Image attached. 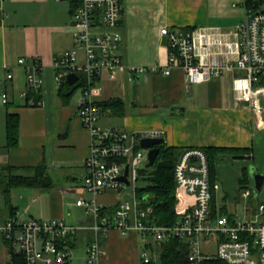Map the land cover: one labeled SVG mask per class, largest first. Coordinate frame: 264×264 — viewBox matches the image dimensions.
<instances>
[{"label":"crops","instance_id":"0c3cea01","mask_svg":"<svg viewBox=\"0 0 264 264\" xmlns=\"http://www.w3.org/2000/svg\"><path fill=\"white\" fill-rule=\"evenodd\" d=\"M245 1L124 0L121 53L125 70L115 77L104 74L96 96L98 104L119 100L125 109L123 113L117 109L102 111V126L141 136L159 135L168 148L183 151L226 150L216 159V183L221 189L214 193L215 205L219 213L226 208L235 219L251 215L243 194L254 182L251 170H264V117L257 119L250 104L237 99L234 84L242 74L228 72L211 82L190 84L181 70H174L168 77L151 74L140 78L131 70L168 66L169 50L161 35L165 27L234 31L251 13ZM72 6L71 0H9L3 4L6 18L0 23V173L6 176V168H14L19 170L17 175L29 177L32 170L44 165L54 187L13 189L10 205L0 187L6 203L0 209V226L14 218L62 220L84 230L93 226L92 217L77 205L80 200H93L83 190L85 162L91 152V141L79 115L83 91L64 105L54 69L55 62L74 47ZM21 59L28 63L37 60L43 66L40 105H28L22 97L28 86L26 74L19 67ZM3 92L9 97L7 105L2 102ZM9 114L21 118L19 146L15 149L8 148ZM245 171L249 178L243 184ZM242 199L247 201L244 206ZM123 200L121 192L110 190L98 198V203L113 219ZM231 206L235 210L240 206L241 215L238 211L231 213ZM137 213L136 208L129 222L138 221ZM141 237L149 240L138 232L124 235L111 231L102 243V263L141 264L142 256L140 259L137 253ZM92 239L91 231H83L69 241L73 249L80 242L84 244L80 251L84 264ZM0 249V264H10V251L1 236Z\"/></svg>","mask_w":264,"mask_h":264},{"label":"built area","instance_id":"2783aa9c","mask_svg":"<svg viewBox=\"0 0 264 264\" xmlns=\"http://www.w3.org/2000/svg\"><path fill=\"white\" fill-rule=\"evenodd\" d=\"M7 1L0 0V23L6 18L3 4ZM249 1H245L246 7ZM124 11V0H81L73 16L74 47L54 66L58 90L70 75L78 76L77 84H83L79 115L91 141L83 190L93 200H80L77 205L92 217L93 226L84 230L62 220L11 219L0 226V236L10 251V264H14L15 255L22 264H71L74 249L69 241L83 231L93 233L87 264H103L102 243L113 230L124 235L138 232L156 242L178 239L187 244L191 264L209 261L264 264V204L250 216L235 219L214 215V193L221 186L212 183L209 160L202 149L186 150L176 165L179 222L170 228H160L144 221L151 209L139 210L137 190L141 172L149 164L150 152L141 148V140L149 136L102 126V110L96 102L103 75L115 77L125 70L121 53ZM161 35L167 39L168 66L132 68L131 72L138 78L151 74L168 77L174 70H181L190 84H203L236 71L242 74L234 84L237 99L248 102L257 119L264 117V0H251V13L230 33L211 27H165ZM19 67L26 74L28 86L22 97L27 99L29 92L41 94L44 87L41 62L28 63L21 59ZM8 79L12 80L13 76L9 74ZM1 98L4 105L9 103L6 92ZM30 104L36 106L34 101ZM127 168L130 186L118 181ZM110 190L124 196L113 219L106 216V208L98 203V198ZM253 197L249 188L243 194L247 201ZM136 208L138 221L133 224L129 220ZM153 261L146 252L142 255V264Z\"/></svg>","mask_w":264,"mask_h":264},{"label":"trees","instance_id":"16d2710c","mask_svg":"<svg viewBox=\"0 0 264 264\" xmlns=\"http://www.w3.org/2000/svg\"><path fill=\"white\" fill-rule=\"evenodd\" d=\"M72 1V15L80 7L81 0ZM248 10L251 12V0L247 4ZM1 83V80H0ZM83 87L82 83L76 84L73 87L67 85V82L59 90V97L64 105H68L72 97ZM41 94L29 92L27 104L31 101L37 104L41 101ZM102 111L117 109L119 113L124 112V105L119 100H114L106 104H98ZM20 125L21 118L16 114H9L7 119V140L8 148L15 149L19 146L20 140ZM161 153L156 165L152 169H146L141 172V186L137 190V200L139 210L146 211L151 209L146 223H154L160 228H170L175 226L180 218L177 214V196H176V178L175 169L181 155L185 152L175 148H168L166 144L159 147ZM207 154L211 180L216 184V159L218 156L226 153V150L207 149L204 150ZM231 153V152H227ZM244 153H248L244 152ZM19 170L14 168H6L5 174L0 173V187L6 198L7 204L10 205V193L13 189L19 187L38 188V189H53V181L48 175L47 168L43 165L32 170V175L29 177L17 175ZM245 180L249 178L245 171ZM247 179V180H246ZM214 215L229 216L226 208H222L220 213L216 209L215 196L213 200ZM106 214V213H105ZM146 249L151 250L154 257L161 264H191L189 261V250L186 243L175 239L165 242H156L149 239L146 244ZM14 264H22L19 256L14 257ZM154 264V261L151 263ZM205 264H227L222 261H209Z\"/></svg>","mask_w":264,"mask_h":264},{"label":"water","instance_id":"95a60500","mask_svg":"<svg viewBox=\"0 0 264 264\" xmlns=\"http://www.w3.org/2000/svg\"><path fill=\"white\" fill-rule=\"evenodd\" d=\"M164 44L167 45V39H164ZM79 82V77L76 75H70L67 79V85L70 87L75 86ZM165 144V140L163 138L158 137H145L141 140V148L145 150H149V164L147 169H152L160 156L161 149L160 146ZM129 177V168H127L126 173L123 177L119 178L118 181L121 183L127 184L130 186V182L128 180ZM251 177L254 181V192L257 196H260L264 189V175L259 173L257 170H251Z\"/></svg>","mask_w":264,"mask_h":264},{"label":"rangeland","instance_id":"374dc122","mask_svg":"<svg viewBox=\"0 0 264 264\" xmlns=\"http://www.w3.org/2000/svg\"><path fill=\"white\" fill-rule=\"evenodd\" d=\"M78 94H80L79 91H78ZM259 173L264 175V170L262 172H259ZM140 182H141V180H140ZM140 186H141V183L139 184V187ZM251 189L253 190L254 197L248 202L250 204L249 206H250L251 212L253 211L256 214L258 211L259 205L264 204V189H263V192L260 196H257L254 192V182H252ZM220 199L222 200L221 196H220ZM246 202L247 201H244L242 199V206H244V204ZM5 205H6V203H5L4 199L0 196V209H3L5 207ZM235 209L236 208H232V206H231L230 207L231 213H235L236 211H238V213L241 215L242 211H241L240 206L237 207V210H235ZM147 242H148L147 239H143L141 237L138 244H137V253L139 254L140 259H141V256L146 252L154 260V264H161V262L154 257L152 251L146 249ZM83 245L84 244L82 242H80L77 245V247L73 250V257H72L73 264H84L85 263V261H83L82 256L80 255V251L83 249ZM0 259H3L2 249H0ZM141 262H142V260H141Z\"/></svg>","mask_w":264,"mask_h":264}]
</instances>
